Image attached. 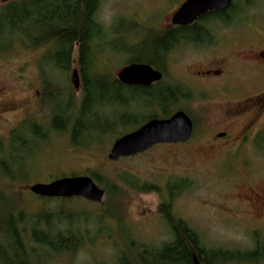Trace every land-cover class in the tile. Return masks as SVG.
<instances>
[{"label":"rangeland","instance_id":"rangeland-1","mask_svg":"<svg viewBox=\"0 0 264 264\" xmlns=\"http://www.w3.org/2000/svg\"><path fill=\"white\" fill-rule=\"evenodd\" d=\"M10 1L0 0V8ZM184 1L100 0L94 20L106 35L96 42L92 72L116 80L129 57L114 47L138 44L141 38H146L147 32L168 28L173 14ZM237 8L239 13L228 25L218 24L222 28L217 31V36L223 39V36L233 35V47L243 48L246 54L242 58L249 59L247 50L264 49V0H247V4L233 0L230 16ZM114 27L120 34L115 33ZM26 41L9 36L6 31L0 37L2 198L13 201L14 204L9 206L12 211H22L28 216L56 213L60 209L73 210L77 214L88 210L92 217L102 216L103 225L98 229L106 228L97 234L93 226L83 227L88 231L89 240L73 255L52 257L48 264H117L118 249L125 250L127 237L134 243L152 248L168 243L172 239L171 231L159 212L162 203L169 204L172 217L183 220L209 248L246 250L254 246V233L260 239L264 238V210L261 209L264 206V158L261 153L253 154L247 147H238L225 155L223 147L208 146L199 141L202 127L199 126L195 139L186 145L157 146L145 154L111 162L107 155L114 141L141 127L136 124L143 119L139 117L142 114L132 117L124 114L130 113L131 107L124 108L122 101H115L110 94L102 95L100 103L94 106V115L83 120L84 126H100L105 131L94 132L87 147L73 146L70 133L60 131L61 128L71 131L73 126L69 123L65 126V118L74 117L81 103V95L71 83L72 71L78 70L76 49L70 68L61 72L44 62L50 45L33 48ZM229 53L227 58L233 63L236 58L232 51ZM195 54L192 49L176 47L163 63L167 74L165 82L175 83L179 79L178 67H183L185 74H189L197 65ZM251 65L252 69L242 73L240 79L249 81L252 78L250 82L255 86L263 85L264 72L257 74V65ZM121 97L127 104L131 97L135 100L133 94L123 93ZM194 105L180 102L173 114L185 107L193 113L196 110L204 120L203 112ZM51 111L58 126L49 125ZM138 112L142 113V110ZM215 116L218 117L217 109L215 115L213 112L208 114L211 121ZM244 120H239L232 128L240 129ZM22 122L27 125L19 126ZM34 125L43 131L45 139L34 135ZM92 174L103 178L104 186L113 192L110 197L105 195L101 204L80 198L70 202L46 201L29 190L34 184L71 176L92 178ZM6 175L26 179L10 182L3 179ZM144 187L154 190H138ZM3 205L0 202V214L6 210ZM109 207H114L116 217L111 216L112 210L106 213ZM79 217L83 220L85 216ZM3 236L0 232V244Z\"/></svg>","mask_w":264,"mask_h":264},{"label":"trees","instance_id":"trees-1","mask_svg":"<svg viewBox=\"0 0 264 264\" xmlns=\"http://www.w3.org/2000/svg\"><path fill=\"white\" fill-rule=\"evenodd\" d=\"M99 2L100 0H15L0 8V37L6 31L9 36H18L21 40H27L29 47L38 48L50 45L51 49L43 57L46 64L52 65L61 72L68 71L76 49L78 74L83 78V103L74 117L66 118V121L74 123L70 134L71 143L76 147L88 146L89 143H83V137L89 142L94 132L105 131L100 126L93 128L83 125L84 119L94 115V106L100 103L102 95H112L115 101H122L124 108L130 106L133 111L130 109V113L124 114H129L131 117L133 114L136 116L142 114L139 117L143 121L136 126H141L152 118H156V115L162 119L169 118L173 111L179 108L180 103L177 89L174 87L165 85H156L154 88L125 86L117 79L97 76L92 72V54L94 48L97 47L96 42L104 39L106 35V31L94 20ZM244 2L247 4V0ZM232 9L233 5L231 8L208 13L206 18L228 23L232 20L230 17ZM238 10L237 8L236 11ZM114 30L116 34H120L115 27ZM181 33L188 38L197 37L193 27L191 29H166L160 32H147L146 38L144 40L141 38L138 44H130L122 48L115 46L114 48L128 54L129 58L125 66L146 64L159 69L167 60V56L179 46L178 37ZM123 93L133 94L135 100L131 97L127 104L126 100L123 101L121 97ZM139 109L142 113L138 112ZM152 109L155 111L153 112ZM53 125L58 126L56 119ZM60 132H64V128H61ZM34 135L40 139L46 138L37 126ZM91 177L100 187L105 185V180L100 176L92 174ZM3 179L15 182L26 178L6 175ZM181 183L184 184L183 181ZM112 187L115 192V187ZM102 189L108 197L113 193L106 186ZM138 190L149 192L154 188L144 187ZM0 198L2 199L0 202L6 208L0 214L2 225L0 232L4 235V240L0 244V264H48L52 257L73 255L89 240L88 231L83 227L91 225L96 229L97 234L102 233V230L106 231L105 226L103 229H98L103 225L102 216L92 217L88 210L77 214L73 210L62 211L60 209L56 213L42 212L28 216L22 211H12L9 208L14 204L11 199L2 198L1 193ZM57 200L72 201V199ZM113 208L109 207L106 213L112 210L111 216L116 217ZM159 212L171 231L172 239L158 248H152L134 243L126 236L125 250L118 249L120 252L117 255V264H259L264 262V238L260 239L255 233L253 235L254 246L250 249L209 248L183 220L172 217L169 204L162 203L159 206ZM82 214L83 217L85 216L83 220L79 217ZM105 231L103 233L106 235Z\"/></svg>","mask_w":264,"mask_h":264},{"label":"flooded vegetation","instance_id":"flooded-vegetation-1","mask_svg":"<svg viewBox=\"0 0 264 264\" xmlns=\"http://www.w3.org/2000/svg\"><path fill=\"white\" fill-rule=\"evenodd\" d=\"M241 1L245 3L244 0ZM232 5L233 0H231L229 8ZM237 13H239V10L233 12V16L230 17L234 19ZM207 15L208 13L186 27H172L170 24L166 28L177 30L179 28L191 29L193 27L194 31H196L197 37H193L194 39L185 37L182 33L178 37L179 48H189L196 53L194 59L197 65L189 74H185L183 67H178L179 79L175 83L168 84L165 82L167 76L166 67L163 65L156 69L150 66L162 75L161 81L152 84L149 86L150 88H154L156 85L174 87L177 89L180 102L188 106L195 104L194 108L200 109L204 114L203 120L196 110L193 113L185 107H181L178 111L184 112L192 122L193 129L190 139L185 143L157 146L186 145L195 139L199 126H202L199 129V141L208 146L223 147L225 155L235 151L238 147H247L253 154L259 152L261 157L264 158V151L262 150L264 149V84L255 86V84L250 82L252 78L249 81L248 79H240L242 73L252 69V63L257 65V74L264 72V49L256 52L247 50L249 59L242 58L246 51L241 47H233L234 43L232 41L235 39V37H232L233 35L230 36L231 38L223 36V39L217 36V31L222 28L218 24L228 25L229 22L224 23L222 20L207 19ZM166 29H163V31ZM229 46L232 48H229ZM231 51L235 58L238 59L237 62L235 59L231 63L227 58ZM79 82L78 92L81 95L80 105H82L83 78L80 74ZM216 109L218 110V117H213L214 120L211 121L208 118V114L213 112L215 115ZM50 114L49 123L50 121L51 123L49 125L54 126L53 121L56 118L53 111ZM156 119L162 118L156 115ZM241 119H245V124H242L238 130L233 129L232 126H235V123ZM68 123L69 126L71 124L74 126V123L70 121H67V125H64L68 126ZM26 125L22 122L19 126ZM65 129L64 132L70 133ZM69 137H71V134ZM87 141L88 139L83 137V143ZM261 209L264 210V206Z\"/></svg>","mask_w":264,"mask_h":264},{"label":"water","instance_id":"water-1","mask_svg":"<svg viewBox=\"0 0 264 264\" xmlns=\"http://www.w3.org/2000/svg\"><path fill=\"white\" fill-rule=\"evenodd\" d=\"M230 3L231 0H185L173 14L170 24L172 27L189 26L207 13L227 9ZM116 78L125 86L147 88L161 81L162 75L149 65L129 64L117 73ZM71 83L75 90L79 89L77 70L72 71ZM192 129L191 120L182 111H177L166 119H152L114 141L107 158L111 162H117L142 155L157 145L185 143L190 139ZM29 190L40 198H80L94 204H101L105 196L104 190L88 176L63 177L45 184H34Z\"/></svg>","mask_w":264,"mask_h":264}]
</instances>
